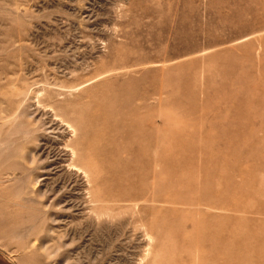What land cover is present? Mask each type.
<instances>
[{"label": "rangeland", "instance_id": "374dc122", "mask_svg": "<svg viewBox=\"0 0 264 264\" xmlns=\"http://www.w3.org/2000/svg\"><path fill=\"white\" fill-rule=\"evenodd\" d=\"M0 250L264 264V0H0Z\"/></svg>", "mask_w": 264, "mask_h": 264}, {"label": "crops", "instance_id": "0c3cea01", "mask_svg": "<svg viewBox=\"0 0 264 264\" xmlns=\"http://www.w3.org/2000/svg\"><path fill=\"white\" fill-rule=\"evenodd\" d=\"M0 264H13V262L0 250Z\"/></svg>", "mask_w": 264, "mask_h": 264}, {"label": "bare ground", "instance_id": "6f19581e", "mask_svg": "<svg viewBox=\"0 0 264 264\" xmlns=\"http://www.w3.org/2000/svg\"><path fill=\"white\" fill-rule=\"evenodd\" d=\"M94 136H95V135H94ZM156 148H157V147H156ZM67 153H68V151H67ZM67 153H66V154H67ZM154 153H155V154L157 153V149L154 150ZM71 154H73V153H71ZM68 155H70V154H68ZM66 156H67V155H66ZM69 157H70V156H69ZM71 157H72V155H71ZM75 158H76V157H75ZM154 158H155V156H153V159H154ZM157 158H159V157H157ZM73 159H74V158H73ZM69 160H70V158H69ZM71 162H72V161H71ZM67 163H68V162H67ZM67 163H66V164H67ZM66 166H67V165H66ZM67 167H68V166H67ZM73 167H74V166H73ZM76 168H77V167H76ZM74 170H75V169H74ZM74 170H73V171H74ZM136 206H137V205H136Z\"/></svg>", "mask_w": 264, "mask_h": 264}]
</instances>
